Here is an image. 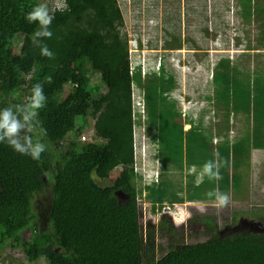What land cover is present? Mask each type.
<instances>
[{
	"label": "trees",
	"instance_id": "trees-1",
	"mask_svg": "<svg viewBox=\"0 0 264 264\" xmlns=\"http://www.w3.org/2000/svg\"><path fill=\"white\" fill-rule=\"evenodd\" d=\"M39 4L41 0H0V106L26 104L33 85L42 83L47 104L39 118L48 144L40 162L0 144V255L11 247L22 249L32 262L45 257L48 264H264V231L256 229L216 233L204 242L177 246L159 259L144 260L136 125H145L160 163L149 196L173 204L205 199L195 198L189 189L208 183L207 176L199 184L197 176H190L188 189L176 176L186 164L199 167L200 173L208 161L215 162L220 177L210 179L211 188L219 181L218 192L237 201L227 162L231 151L233 165H249L251 139L215 145L221 132L205 125L204 114L197 121L189 116L191 128L185 131L183 111L172 96L178 84L172 70L162 63L158 71L145 74L142 66L133 67L119 0H65L63 8L49 12L53 36L45 43L53 59L42 56L33 43L38 24L24 19ZM240 4L247 20L258 13L264 17V0ZM21 37L23 52L15 55ZM252 72L220 58L214 67L215 98L228 115L254 107L261 125L264 71ZM71 76L74 88L66 93L65 81ZM135 85L144 95L146 120L135 107ZM70 133L75 137L69 139ZM262 138V131L254 137L255 148ZM34 139H40L39 131ZM196 149L201 152L193 155ZM114 170L119 173L111 184L98 183L96 175L106 179ZM177 183L180 192L170 194ZM49 190L48 207H39L38 197Z\"/></svg>",
	"mask_w": 264,
	"mask_h": 264
},
{
	"label": "rangeland",
	"instance_id": "rangeland-1",
	"mask_svg": "<svg viewBox=\"0 0 264 264\" xmlns=\"http://www.w3.org/2000/svg\"><path fill=\"white\" fill-rule=\"evenodd\" d=\"M41 1L48 12L64 7V0ZM119 4L124 14L121 30L129 41L133 67L142 66L145 74L158 71L162 63L176 75L178 84L172 96L183 111L185 131L191 128L189 116L197 121L204 114L205 125L215 133H222L216 135L215 145L225 139L231 142L251 139L249 165L247 161L233 165L231 151L227 162L229 174L235 178L232 188L236 190L237 201L229 197V202L220 207L217 199L209 200L215 196L209 193L220 189L219 181L211 188L209 179L202 187L192 185L189 189L195 198L205 199L173 204L153 201L149 196L148 188L160 163L155 159L156 145L145 125H136V169L142 176L136 182L143 190L139 204L144 260L159 259L177 246L204 242L216 233L227 235L242 229L264 231V138L259 148L253 143L259 132L264 134V119L261 125L255 121L252 106L250 111L240 109L226 114L224 105L215 98L217 84L213 80L214 67L222 57L251 71L252 76L254 70L264 71V17L258 13L247 20L240 0H119ZM24 44L21 37L14 47L15 55L23 52ZM73 80V76L66 79V93L73 90ZM93 80H99L98 74ZM139 90L135 85V107L146 120L144 95ZM228 93L232 98V90ZM74 137L75 133H70L68 138ZM196 150L191 151L193 155L200 154ZM185 166L183 174L177 172L176 181L182 179L188 189L191 177L197 176L200 168L195 167L197 173L191 175L193 169ZM118 173L119 170H114L109 178L96 175V179L101 185L111 184ZM177 184L169 189L170 194L172 190L180 192L181 185ZM50 197V190L40 195L38 206L47 208ZM0 264H48V261L42 257L32 262L22 249L6 247L0 255Z\"/></svg>",
	"mask_w": 264,
	"mask_h": 264
},
{
	"label": "clouds",
	"instance_id": "clouds-1",
	"mask_svg": "<svg viewBox=\"0 0 264 264\" xmlns=\"http://www.w3.org/2000/svg\"><path fill=\"white\" fill-rule=\"evenodd\" d=\"M24 19L28 23L38 24V29L32 36L33 43L40 48L42 56L53 59L55 54L45 43L46 39H51L53 36L50 27L53 17L49 15L47 7L44 4L36 5ZM48 79L50 80L51 77ZM46 104L44 85L36 83L31 89V96L26 104L10 103L7 106H0V144H7L22 156H28L40 162L42 154L48 151V144L44 140L46 129L39 118L40 111L46 107ZM37 131H39L40 139H34ZM217 167L213 161L206 162L197 175L196 183H201L205 176L209 179H219L218 170L214 171ZM213 194L216 196L218 206H225L229 202V196L226 193H209V195Z\"/></svg>",
	"mask_w": 264,
	"mask_h": 264
}]
</instances>
